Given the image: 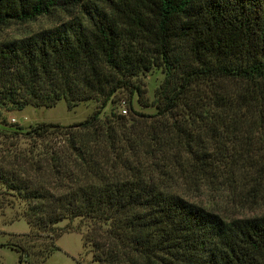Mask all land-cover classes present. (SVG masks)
<instances>
[{
  "label": "trees",
  "instance_id": "1",
  "mask_svg": "<svg viewBox=\"0 0 264 264\" xmlns=\"http://www.w3.org/2000/svg\"><path fill=\"white\" fill-rule=\"evenodd\" d=\"M41 18L52 22L0 37V108L104 107L121 90L129 115L95 110L23 134L28 155L0 166V184L25 205L28 231L7 244L17 264L59 251L65 220L84 226L72 232L93 264H264V213L225 220L171 190L260 188L264 0H0V31ZM152 68L163 80L148 116L130 104L135 95L148 107L132 80Z\"/></svg>",
  "mask_w": 264,
  "mask_h": 264
},
{
  "label": "rangeland",
  "instance_id": "2",
  "mask_svg": "<svg viewBox=\"0 0 264 264\" xmlns=\"http://www.w3.org/2000/svg\"><path fill=\"white\" fill-rule=\"evenodd\" d=\"M57 13L60 14V12ZM51 22L52 20L41 18L31 24L10 25L0 31V37L23 36L25 33L35 32ZM162 80L163 73L157 68H152L134 78L133 83L145 91L144 96L148 107L139 106L135 95H133L130 104L131 109L140 114L153 115L155 113L154 92ZM95 110H98V117L101 120L109 118L111 115L128 116L127 93L121 90L117 91L112 97V101L104 107H99L94 101H85L77 103L75 107L68 110L64 101L60 100L51 108H33L30 106H25L21 110L0 108V166L7 167V161L11 159L13 154L24 153L26 156L28 155L27 152L34 143L26 139L23 134L29 129L39 124H56L66 127L82 122ZM122 110H125L124 115L121 114ZM2 119L3 121H1ZM55 135L57 134L49 136L47 142L62 143L59 137L53 138ZM35 146L34 154L40 150L38 141H36ZM259 182L260 188L254 190L250 188L246 180L244 181L245 186L232 185L227 187L224 185L222 188L211 184L199 188L197 186H178L171 190L190 203L217 213L225 220H230L258 216L264 213V198L259 200L252 198V193L255 190L264 197V178ZM24 208V203L0 184V264H17V254L9 250L8 247L12 244H19L20 234L28 231V226L22 217ZM56 227L71 230L62 234L55 241L59 251H53L43 264H75V261L79 264H93L89 244L82 245L79 234L72 232V229L76 227H80L84 231V226L80 225L78 220L69 223L65 220L57 224Z\"/></svg>",
  "mask_w": 264,
  "mask_h": 264
},
{
  "label": "built area",
  "instance_id": "3",
  "mask_svg": "<svg viewBox=\"0 0 264 264\" xmlns=\"http://www.w3.org/2000/svg\"><path fill=\"white\" fill-rule=\"evenodd\" d=\"M121 114L124 115V114H125V110H122V111H121Z\"/></svg>",
  "mask_w": 264,
  "mask_h": 264
}]
</instances>
